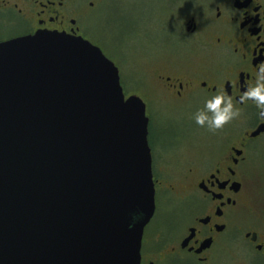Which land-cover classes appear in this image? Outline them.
Here are the masks:
<instances>
[{"label": "water", "instance_id": "water-1", "mask_svg": "<svg viewBox=\"0 0 264 264\" xmlns=\"http://www.w3.org/2000/svg\"><path fill=\"white\" fill-rule=\"evenodd\" d=\"M149 122L89 39L1 41L0 264H140L156 210Z\"/></svg>", "mask_w": 264, "mask_h": 264}, {"label": "flooded vegetation", "instance_id": "flooded-vegetation-1", "mask_svg": "<svg viewBox=\"0 0 264 264\" xmlns=\"http://www.w3.org/2000/svg\"><path fill=\"white\" fill-rule=\"evenodd\" d=\"M101 1L0 0V42L46 31L97 44L81 18ZM208 4L183 14L181 28L194 41L186 38V47L169 52L176 60L154 72L156 92L170 108L195 102L202 93L230 96L240 109L236 120L242 129L208 169L198 172L196 164L178 180L157 176L153 156L156 210L144 230L140 264H264V208L253 199L247 180L250 140L264 136V129L254 134L264 120L254 100L243 98L264 64V0ZM141 97L148 107L151 93ZM165 188L178 196V212L148 229Z\"/></svg>", "mask_w": 264, "mask_h": 264}, {"label": "rangeland", "instance_id": "rangeland-1", "mask_svg": "<svg viewBox=\"0 0 264 264\" xmlns=\"http://www.w3.org/2000/svg\"><path fill=\"white\" fill-rule=\"evenodd\" d=\"M79 1L83 3L84 0ZM210 1L103 0L81 18L86 20L85 28L89 34L119 67L125 93L140 92L141 96L146 91L151 93L152 99L147 107L149 142L156 174L164 180H178L196 164L199 165L198 172L205 171L215 155L238 139L242 129L237 116L215 130L196 122V113L205 110V102L214 95L202 93L195 102L170 108L156 92L154 72L164 69L166 62L176 60L169 52L186 47V38L194 41L181 28L183 14L188 10H201ZM176 135L180 136L178 140L173 137ZM250 141L247 155L251 168L247 180L253 199L264 208V136ZM175 203L181 204L176 194L167 188L161 190L158 213L148 229L164 221L172 212H178Z\"/></svg>", "mask_w": 264, "mask_h": 264}, {"label": "clouds", "instance_id": "clouds-1", "mask_svg": "<svg viewBox=\"0 0 264 264\" xmlns=\"http://www.w3.org/2000/svg\"><path fill=\"white\" fill-rule=\"evenodd\" d=\"M243 98L252 99L259 111L258 116L264 120V64H261L256 73V84L245 89ZM240 109L235 107L230 96L217 94L207 99L205 110H199L195 120L200 125H205L211 130L222 128L227 122L238 116ZM146 215L141 209L132 213L129 227H135L137 222Z\"/></svg>", "mask_w": 264, "mask_h": 264}]
</instances>
